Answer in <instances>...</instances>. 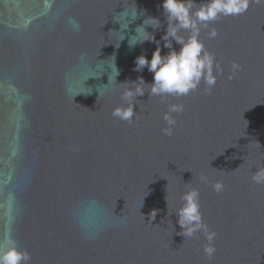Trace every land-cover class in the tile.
Here are the masks:
<instances>
[{"label": "water", "instance_id": "water-1", "mask_svg": "<svg viewBox=\"0 0 264 264\" xmlns=\"http://www.w3.org/2000/svg\"><path fill=\"white\" fill-rule=\"evenodd\" d=\"M161 5L0 0V242L10 235L30 264H264V186L251 179L264 165V5L210 24L214 39L201 30L223 68L210 94L203 82L180 98L145 92L133 122L118 120L121 83L153 80L135 60H150L157 45L130 47L135 28L158 18L161 27L146 30L162 56L169 51ZM135 10L120 41V23ZM233 62L240 67L229 79ZM170 104L184 107L167 136ZM189 187L216 233L211 260L203 232L179 235L174 212Z\"/></svg>", "mask_w": 264, "mask_h": 264}, {"label": "clouds", "instance_id": "clouds-1", "mask_svg": "<svg viewBox=\"0 0 264 264\" xmlns=\"http://www.w3.org/2000/svg\"><path fill=\"white\" fill-rule=\"evenodd\" d=\"M256 3L264 5V0H204L197 4L196 0H162L163 15L166 18L167 27L161 39L164 41L163 47L169 49L168 53L161 55L160 42L155 38V31L149 33L146 30L150 26L153 30L161 27V21L156 17L148 16L143 20L140 26L135 28V35L129 37V46L134 47L136 44H143L145 41L152 42L157 45L152 52L149 60L146 55L141 54L135 60V70H147L153 74L152 82L146 83L140 77L137 81H129L121 84L127 85L121 92V100L126 107H116L113 109L112 115L121 121L132 123L137 113L133 110L136 103V97L144 95L148 92L150 96H172L176 98L189 95L199 89L203 82L205 85V94H210L215 87L218 75L223 74V68L216 60L215 54L207 50L204 43L199 39L200 32L203 29H209L207 35L210 39L216 38L217 29L209 28L210 24L215 23L220 18L236 17L247 13L249 5ZM128 21H121L120 29L122 33L120 41L125 39L124 29L128 28L129 23L137 17V11L129 16ZM76 31L79 25L75 21H70ZM187 32L189 35L185 38L181 32ZM173 41L180 45L179 51L173 47ZM232 75L239 69V64L232 63ZM116 70V77L118 71ZM144 85L150 86L148 91L144 90ZM183 104H170L167 112L164 114L166 127L161 131L164 135L171 136L177 121L171 115L172 113L180 114L183 112ZM252 181L257 185L264 186V165L257 168L252 174ZM200 180L208 183V177L201 174ZM212 188L216 193H220L224 185L221 181L212 184ZM181 207L174 213L178 216L177 223L182 231L184 239L194 237L198 232H203L208 241L204 245V254L211 260L215 253L213 241L216 233L208 228L203 222L202 213L200 211L199 190L189 187L181 196ZM167 202V196H166ZM168 206V202H167ZM169 213V210H168ZM172 214V213H171ZM169 214V215H171ZM152 219L156 217V210L151 213ZM31 255L27 250H21L18 242L10 235L0 242V264H30Z\"/></svg>", "mask_w": 264, "mask_h": 264}]
</instances>
